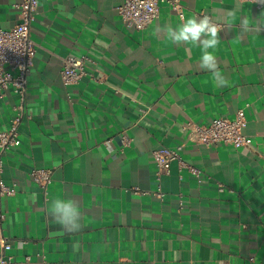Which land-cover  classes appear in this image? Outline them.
<instances>
[{
    "label": "crops",
    "instance_id": "crops-1",
    "mask_svg": "<svg viewBox=\"0 0 264 264\" xmlns=\"http://www.w3.org/2000/svg\"><path fill=\"white\" fill-rule=\"evenodd\" d=\"M20 2L0 0V29L19 23L14 5ZM122 2L39 0L31 27L37 54L28 77V118L20 147L4 159L3 180L16 187V195L2 201L11 254L24 264H264V27L253 23L264 7L181 0L184 19L205 13L224 25L219 45L209 49L229 80L221 87L200 69L199 46L154 34L158 26L183 22L167 6L136 31L117 13ZM233 9L237 16L229 26L224 21ZM242 18L250 30H242ZM83 55L95 59L104 85L84 79L65 87L63 60ZM17 102L12 93L0 101V131L10 128ZM246 104L250 148L195 145L181 131L187 122L234 119ZM123 135L133 140L126 149ZM179 145L183 160L209 179L199 184L173 163L161 181L163 202L126 192L153 189L152 152ZM34 168L53 169L46 198L30 177ZM55 198L78 202L80 231L66 232L52 221Z\"/></svg>",
    "mask_w": 264,
    "mask_h": 264
},
{
    "label": "built area",
    "instance_id": "built-area-1",
    "mask_svg": "<svg viewBox=\"0 0 264 264\" xmlns=\"http://www.w3.org/2000/svg\"><path fill=\"white\" fill-rule=\"evenodd\" d=\"M237 1L252 3L257 10L264 7V3H260L258 0ZM162 5L167 6L178 19L183 21L185 7L181 0H123L117 8V13L126 27L143 31L159 18ZM14 8L19 12V23L10 30L0 29V101H4L10 93L18 98V102L12 108L13 119L10 128L0 131V264H24L18 262L11 254L13 242L5 235L4 227L8 216L3 209L2 201L4 198L15 196L16 187L6 185L3 174L5 156L8 152L20 147V128L28 118L26 115L28 77L37 54V45L32 39L31 27L38 13L39 0H22L15 4ZM204 15L211 17L205 13H194V16L197 17ZM220 25L224 27V25ZM60 76L65 87H76L84 79H90L98 85H104L106 80L105 75L97 69L95 59L88 55L66 57L62 62ZM115 94L119 95L120 91L116 90ZM249 107L250 104H246L240 108L234 119L218 118L207 126L187 122L182 125L181 131L187 136L189 143L195 145L205 147L222 145L233 149L250 148L252 139L244 134ZM132 143L133 140L126 135L121 137L122 149L130 147ZM182 150L183 145H179L174 148L153 151L155 187L150 190L134 188L126 190V192L135 196L153 197L163 202L166 193L162 189L161 181L164 176L170 174L173 163H177L180 172L187 171L199 184L209 179V177H204L199 169L188 165L183 160ZM30 177L46 198L49 187L53 183V169L34 168L30 172ZM218 191L221 193L225 191L221 184H218ZM178 199L179 207L182 209L184 196L180 194ZM28 262H30V258H25V263Z\"/></svg>",
    "mask_w": 264,
    "mask_h": 264
},
{
    "label": "clouds",
    "instance_id": "clouds-1",
    "mask_svg": "<svg viewBox=\"0 0 264 264\" xmlns=\"http://www.w3.org/2000/svg\"><path fill=\"white\" fill-rule=\"evenodd\" d=\"M258 2L264 3V0H258ZM236 16L237 10L233 9L227 14L224 23L230 26V20L235 19ZM182 20L183 22L176 27L170 24L158 26L154 34L158 38L163 34L166 39L175 45L192 44L199 46L202 49L199 62L200 69L211 72L217 86H228L229 80L219 70L217 58L213 52L209 51V49H216L219 45L220 32L224 30L223 27L207 15L192 16L186 19L182 18ZM253 23L257 28L264 27V12L254 19ZM241 28L244 31L250 30V22L247 18L241 19ZM31 198L34 200L36 194L33 193ZM49 215L52 221L60 225L66 232H78L83 227L81 223L82 213L75 199H52L49 205Z\"/></svg>",
    "mask_w": 264,
    "mask_h": 264
}]
</instances>
